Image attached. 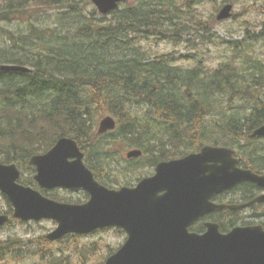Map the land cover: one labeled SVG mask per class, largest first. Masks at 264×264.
<instances>
[{"label": "trees", "instance_id": "obj_1", "mask_svg": "<svg viewBox=\"0 0 264 264\" xmlns=\"http://www.w3.org/2000/svg\"><path fill=\"white\" fill-rule=\"evenodd\" d=\"M206 1L136 0L101 16L90 0H0V65L32 68L0 70V161L28 170L33 154L70 136L81 144L98 178L97 156H109L107 146L115 143L142 148L150 167L207 143L226 145L238 150L245 167L264 173V139L251 138L264 124V70L247 53L252 45L264 46V22L260 33L249 37L252 43L229 42L232 56L208 74L205 60L183 68L143 59L137 48L136 34L183 31L185 20H197L195 6ZM220 1L231 0H212L216 6ZM55 22L67 34L37 28ZM13 23L19 24L12 28ZM213 24L214 14L199 22L204 45L216 43ZM25 26L30 30L22 31ZM106 114L118 126L99 135L97 124ZM109 176L104 174L106 184ZM25 182L35 185L32 178ZM211 217L221 222L220 215ZM228 225L234 224L222 223Z\"/></svg>", "mask_w": 264, "mask_h": 264}, {"label": "water", "instance_id": "obj_2", "mask_svg": "<svg viewBox=\"0 0 264 264\" xmlns=\"http://www.w3.org/2000/svg\"><path fill=\"white\" fill-rule=\"evenodd\" d=\"M107 14L126 0H92ZM233 5H225L218 19L231 16ZM3 69H18L6 66ZM115 127L112 117L104 118L99 132ZM264 137V125L252 137ZM132 151L129 156H139ZM231 149L205 146L199 153L160 162L152 177L135 188L109 190L100 185L83 162L77 143L61 138L43 156H34L36 179L43 187L84 188L91 200L84 205L61 204L43 197L17 180L15 164L0 163V189L15 205V217L50 218L59 226L47 235L56 240L64 235L89 233L100 227H123L129 233L125 245L106 264H264V228L261 225L236 227L221 233L217 223L208 222L204 233L189 227L200 217L224 208L238 209L251 203H264V195L246 205H216L211 198L234 185L250 181L264 187V175L238 167ZM71 158L74 160L70 161ZM11 216L0 215V227Z\"/></svg>", "mask_w": 264, "mask_h": 264}, {"label": "rangeland", "instance_id": "obj_3", "mask_svg": "<svg viewBox=\"0 0 264 264\" xmlns=\"http://www.w3.org/2000/svg\"><path fill=\"white\" fill-rule=\"evenodd\" d=\"M231 3L234 5L233 16L230 19L218 21L214 25L215 28L213 30L218 35L215 44H202L200 40L201 33L196 29L197 23L187 25L188 27L185 31L173 37L171 36L172 31L170 28H161L156 29L157 31L154 30L152 33L136 34L137 40L135 42L141 57L143 56V59L146 60L158 58L168 64L174 63V58L178 60L176 64L190 69L194 68L197 62L200 61L198 58H202V61L204 62L205 60L204 63L207 65V68H205L207 74L217 69L221 61L230 58L233 54L229 42H239L245 39L248 43H252L249 37L259 34L264 22V0H232ZM215 6L214 3L208 0L200 5L197 19L203 20L207 18V15L215 13ZM215 14L217 15V13ZM95 21L99 23L101 21L102 24L106 23L104 19H95ZM18 24L13 23L11 27L15 28ZM67 24H71V22ZM8 27L11 28L10 26ZM37 28L43 31L57 30L58 32L66 33L65 29H60L59 22H55L52 26L45 28ZM26 30H30L29 26H25L22 31ZM247 53L253 58L260 60L262 62L261 67L264 70V46L262 44L252 45L247 48ZM250 67L252 70L253 66L251 65ZM136 109L140 113L142 112L141 107ZM215 114L216 118L218 116L219 118L221 117L217 111ZM211 118L209 117L210 124L215 125V121L211 120ZM214 130H216V127ZM191 147L194 148L193 146ZM130 148V144L115 143L112 144L111 150H118L116 155L118 156L119 153V160L126 164L123 158ZM97 158L102 166L101 172L114 165L116 166L118 162V159L110 154L105 156L100 153ZM150 161L151 158L148 157L146 162L149 163ZM126 166L129 169H137L142 164L130 162ZM140 170L131 176L129 175L128 178L130 177V180L134 178L135 180L140 174H148L153 169L145 163V166H142ZM114 172L117 174L118 182L121 183L125 175L119 176L116 167ZM58 192L61 196L71 197L74 200L84 199L83 194L79 192H68L66 190H58ZM6 208V200L0 193V213H4ZM53 227V222L50 220L17 222L5 227L0 231V239L6 241V247L0 253V264H96V262L105 259L109 252L118 248L125 238V235L116 229H109L81 238L66 237L55 243L45 242L43 236L50 232Z\"/></svg>", "mask_w": 264, "mask_h": 264}, {"label": "flooded vegetation", "instance_id": "obj_4", "mask_svg": "<svg viewBox=\"0 0 264 264\" xmlns=\"http://www.w3.org/2000/svg\"><path fill=\"white\" fill-rule=\"evenodd\" d=\"M235 193H236V191H234V190L227 191V192H224L222 194L216 195L213 200L217 201V202L231 203L233 201H237V198L234 199ZM262 193H264V190H261V189L249 191L248 195L246 196V199H247L246 201L252 199L253 197H255V195H259V194H262ZM258 206H261L264 209V205H256V206L253 205V206H251V207H249L247 209L241 210L239 212L243 213V214H241V216H243L245 218H252V217H256V216H261V217L264 218V213H261V214L250 213V210L252 208L258 207ZM224 213L227 214V215H232L235 212L234 211L230 212L229 210H226V212H224ZM235 214H237V213H235ZM227 215H224L223 219L225 220V222L229 223Z\"/></svg>", "mask_w": 264, "mask_h": 264}, {"label": "bare ground", "instance_id": "obj_5", "mask_svg": "<svg viewBox=\"0 0 264 264\" xmlns=\"http://www.w3.org/2000/svg\"><path fill=\"white\" fill-rule=\"evenodd\" d=\"M142 58H143V56H142ZM142 63V62H141ZM138 64V63H137ZM18 66H22V65H18ZM113 117V116H112ZM113 120H114V122H115V125L117 124V121H116V119L113 117Z\"/></svg>", "mask_w": 264, "mask_h": 264}]
</instances>
